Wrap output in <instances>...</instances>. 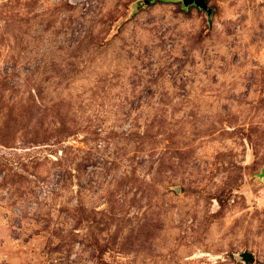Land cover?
Masks as SVG:
<instances>
[{
	"label": "rangeland",
	"instance_id": "1",
	"mask_svg": "<svg viewBox=\"0 0 264 264\" xmlns=\"http://www.w3.org/2000/svg\"><path fill=\"white\" fill-rule=\"evenodd\" d=\"M207 6L0 0V264H264V0Z\"/></svg>",
	"mask_w": 264,
	"mask_h": 264
},
{
	"label": "water",
	"instance_id": "2",
	"mask_svg": "<svg viewBox=\"0 0 264 264\" xmlns=\"http://www.w3.org/2000/svg\"><path fill=\"white\" fill-rule=\"evenodd\" d=\"M184 7L188 8L190 6H196L198 9L207 11V0H183ZM246 262H254V258L250 254H246L245 256Z\"/></svg>",
	"mask_w": 264,
	"mask_h": 264
}]
</instances>
